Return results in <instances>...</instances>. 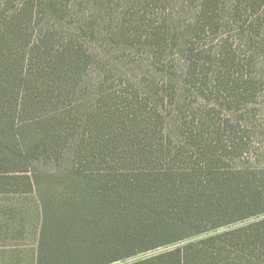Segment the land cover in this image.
Returning a JSON list of instances; mask_svg holds the SVG:
<instances>
[{
    "label": "trees",
    "instance_id": "obj_1",
    "mask_svg": "<svg viewBox=\"0 0 264 264\" xmlns=\"http://www.w3.org/2000/svg\"><path fill=\"white\" fill-rule=\"evenodd\" d=\"M198 2L183 32L145 13L120 26L156 59L137 83L97 68L103 0H0V194L35 201L19 208L37 221L29 264H114L204 233L128 264H264V0Z\"/></svg>",
    "mask_w": 264,
    "mask_h": 264
},
{
    "label": "rangeland",
    "instance_id": "obj_2",
    "mask_svg": "<svg viewBox=\"0 0 264 264\" xmlns=\"http://www.w3.org/2000/svg\"><path fill=\"white\" fill-rule=\"evenodd\" d=\"M20 1L21 0H18V2ZM103 2L104 6L98 7L101 9L98 20L102 27L106 29L105 31H107L108 36L111 32L114 34L115 42L107 41L109 37L106 35L105 38H107V40L101 38L100 40L97 39L88 44L89 48L95 52L97 56L101 57V59L103 58V60L98 59L101 65L97 66V68H101L103 64V66L112 69L116 74L122 75L124 78L130 80H136L137 83L145 80L147 83L148 79L154 78L155 74L152 71V65L156 59L152 53L153 50L146 46L145 43H143L144 45L124 44L118 34L119 29L121 30L123 24L131 25V21H140V24H142L145 13L148 14L149 18L158 20L156 23L157 26L164 22V17L180 21L182 24L180 30L183 32L189 27V23H191L196 8L199 5L198 0H155L150 6L147 5V1L145 0H103ZM231 6L232 5L229 7ZM46 23L47 21L44 20L43 24ZM169 24L172 26L174 22L169 21ZM225 32H228V28L222 29V34ZM235 34L239 36L236 29H234V32L227 33L226 37L230 36L233 38ZM145 38L146 33L142 41ZM172 60H175L180 70L187 69L186 61L180 58L179 54L175 55ZM199 101L204 102V100ZM255 109L258 112L264 111V91ZM34 206L35 201L31 196L17 197L0 194V261L5 260L1 263L7 261L10 264L13 257L21 259V261L16 262L17 264H29V261H31L36 234L35 224H37V221L33 220L32 214L26 216L28 220L26 221L24 214L19 212V208L26 207L28 210H33ZM16 207H18L16 213L12 212V215L7 213L9 210ZM256 219L257 218H252L239 222L234 226L247 224ZM1 224L4 225V227H2ZM224 229L225 228H221L219 231ZM206 235H208V233L196 235L181 242L162 246L114 264H128L144 259L180 245H185L189 241L199 240Z\"/></svg>",
    "mask_w": 264,
    "mask_h": 264
}]
</instances>
